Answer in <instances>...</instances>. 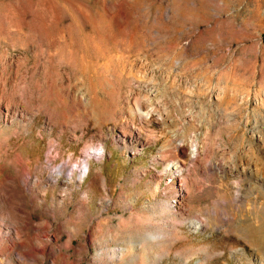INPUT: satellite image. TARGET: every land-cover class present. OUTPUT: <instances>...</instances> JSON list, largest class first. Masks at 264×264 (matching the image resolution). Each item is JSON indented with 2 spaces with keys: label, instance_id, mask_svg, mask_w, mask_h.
I'll return each instance as SVG.
<instances>
[{
  "label": "rangeland",
  "instance_id": "obj_1",
  "mask_svg": "<svg viewBox=\"0 0 264 264\" xmlns=\"http://www.w3.org/2000/svg\"><path fill=\"white\" fill-rule=\"evenodd\" d=\"M0 264H264V0H0Z\"/></svg>",
  "mask_w": 264,
  "mask_h": 264
},
{
  "label": "bare ground",
  "instance_id": "obj_2",
  "mask_svg": "<svg viewBox=\"0 0 264 264\" xmlns=\"http://www.w3.org/2000/svg\"><path fill=\"white\" fill-rule=\"evenodd\" d=\"M139 112V111H138ZM139 113H141V115L143 114L144 115V117H146V118H148V117H151V112L150 111H147V112H139ZM184 144V143H183ZM183 144H181V145H179L178 147H177V149L178 150H180V151H183L184 150V145ZM192 153H193V155H196V153H197V145L196 144H194V145H192ZM191 151V150H190ZM78 168H79V171H80V175H82L83 174V168L81 167V166H78ZM83 169V170H82ZM74 169H72V171H73ZM76 170V169H75ZM62 170H60V172H61Z\"/></svg>",
  "mask_w": 264,
  "mask_h": 264
}]
</instances>
